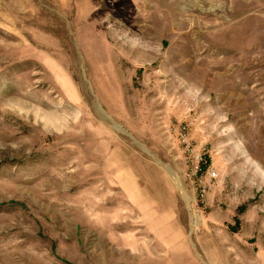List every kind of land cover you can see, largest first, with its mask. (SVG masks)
<instances>
[{
  "label": "rangeland",
  "instance_id": "374dc122",
  "mask_svg": "<svg viewBox=\"0 0 264 264\" xmlns=\"http://www.w3.org/2000/svg\"><path fill=\"white\" fill-rule=\"evenodd\" d=\"M0 264H264V0H0Z\"/></svg>",
  "mask_w": 264,
  "mask_h": 264
},
{
  "label": "built area",
  "instance_id": "2783aa9c",
  "mask_svg": "<svg viewBox=\"0 0 264 264\" xmlns=\"http://www.w3.org/2000/svg\"><path fill=\"white\" fill-rule=\"evenodd\" d=\"M179 141L183 146L184 151H186L189 154V162H190V169H189V176L196 177L198 174H200L203 171L204 166V158L201 155V153L195 152L190 138L188 136L187 128L186 126H182L179 129ZM215 175L214 172L210 173V177H213ZM202 192L205 190V185H203Z\"/></svg>",
  "mask_w": 264,
  "mask_h": 264
}]
</instances>
